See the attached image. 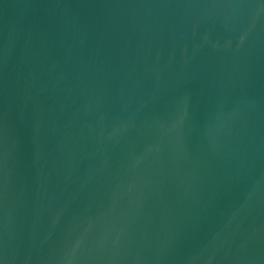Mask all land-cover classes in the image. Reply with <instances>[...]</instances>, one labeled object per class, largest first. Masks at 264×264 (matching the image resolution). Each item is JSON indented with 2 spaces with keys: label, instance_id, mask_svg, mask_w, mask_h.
Wrapping results in <instances>:
<instances>
[{
  "label": "water",
  "instance_id": "water-1",
  "mask_svg": "<svg viewBox=\"0 0 264 264\" xmlns=\"http://www.w3.org/2000/svg\"><path fill=\"white\" fill-rule=\"evenodd\" d=\"M0 264H264V0H0Z\"/></svg>",
  "mask_w": 264,
  "mask_h": 264
}]
</instances>
